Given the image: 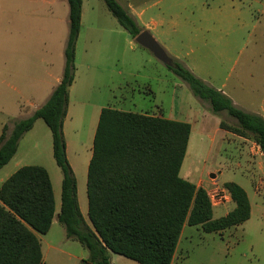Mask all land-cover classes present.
Here are the masks:
<instances>
[{"label": "rangeland", "instance_id": "rangeland-1", "mask_svg": "<svg viewBox=\"0 0 264 264\" xmlns=\"http://www.w3.org/2000/svg\"><path fill=\"white\" fill-rule=\"evenodd\" d=\"M131 1L136 10L153 9L175 23L176 33L170 37L173 44L155 38L171 57L177 55L196 76L221 87L239 106L264 113V0ZM64 2L62 10L57 0H0V127L5 122L7 132L23 116L18 110L21 95L17 87L28 82L30 89L25 95L37 100L34 91L39 81L62 70L68 34V5ZM123 2L127 6L128 2ZM92 3L86 5L75 60L77 82L70 94L72 106H77L78 86L87 87L97 74L99 89L90 91L88 86L86 101L112 107L114 94L116 99L127 95L131 111L158 113L160 107L166 116L194 125L180 175L194 169L195 181L211 193L226 180L241 184L250 197L252 188L259 193V204L257 208L253 205L251 217L226 232H205L185 224L173 264H264V157L259 146L250 134L240 136L221 128L219 122L232 127L237 122L225 111L212 112L209 101L195 96L187 82L136 43L103 0ZM148 58L155 64L146 63ZM157 75L162 80L155 89ZM200 128L205 130L203 134ZM71 138L67 158L76 177L79 207L87 219L86 179L93 136ZM51 139L49 128L39 119L20 138L14 157L0 170V183L19 166L40 164L56 185L62 173L52 156ZM218 169V180H211L220 173ZM221 213V208L214 209L215 215ZM39 239L42 264H89L88 251L67 238L57 220L47 233L39 234ZM111 264L139 263L112 253Z\"/></svg>", "mask_w": 264, "mask_h": 264}, {"label": "trees", "instance_id": "trees-1", "mask_svg": "<svg viewBox=\"0 0 264 264\" xmlns=\"http://www.w3.org/2000/svg\"><path fill=\"white\" fill-rule=\"evenodd\" d=\"M108 11L135 38L143 29L117 0H103ZM68 34L61 80L49 98L27 117L0 134V169L15 154L20 138L37 119L51 132L52 156L62 173L57 221L66 237L87 251L90 264H111L117 253L139 264H172L182 228L200 226L219 232L250 217L246 190L237 182L223 183L235 206L213 217L206 189L180 175L191 125L180 120L109 106L100 110L87 167V219L81 213L77 182L68 162L63 123L68 89L75 76V49L81 26L82 0H67ZM171 57V56H170ZM167 67L188 83L214 113L225 111L237 126L221 128L251 135L264 157V117L236 106L222 91L171 57ZM55 198L47 169L38 164L17 168L0 184V264H42L39 234L49 231Z\"/></svg>", "mask_w": 264, "mask_h": 264}, {"label": "crops", "instance_id": "crops-1", "mask_svg": "<svg viewBox=\"0 0 264 264\" xmlns=\"http://www.w3.org/2000/svg\"><path fill=\"white\" fill-rule=\"evenodd\" d=\"M92 1H94V0H82L81 26H80V31H79L78 38H77V41H76L75 60L77 59V56H78L79 41H80V37H81V34H82V28H83V25H84V20H85V17H86V5H87V3L93 4ZM117 1L124 7V9H126L135 18V20L137 21L138 25L143 30H148L154 36V38H156L158 41H160L162 43L169 44V45L174 43L173 40H171V38H170L176 33L175 23L173 21L169 20L168 18L163 17L159 13H155V10H153V9L146 10L145 8H140V9L138 8V10H136V8L134 6H132L133 4L130 3V0H125V1L128 2L127 6L124 4L123 0H117ZM132 1L133 2H138L139 0H132ZM57 2H58V5H59L60 9H62V10L65 9L64 0H57ZM67 5H68V3H67ZM68 12H69V8H68ZM95 30L96 29H91L90 32H94ZM89 34H91V33H89ZM175 57L178 58L177 55ZM147 62L150 63V64H155L154 61H152V59H150V58H148L146 60V63ZM86 65L88 66V64H86ZM63 66H64V60H63ZM152 66H154V65H152ZM156 68H158V67H156ZM62 71H63V67H62L61 72H58L54 76L52 75L49 78L42 79V80L39 81V83H38L39 87H38L37 91L36 90L34 91L35 92V96L37 97V100H35L32 97L31 94L30 95H25V91H29V89H30V84H29L28 87H26L28 82L26 83L25 81H23L25 83L23 85L20 84V87H17V90H19V94L21 95V96H19V98L17 100V105H18V110L23 115L22 118L27 117L34 109H36L37 107L42 105L49 98V96L52 93L54 87L61 80ZM161 72H162V74H164L163 71H161ZM157 73H158V71H157ZM29 80H31V78H29L28 81ZM160 80H162V76L159 77V75H157L154 78L155 89H156V85L158 86V84H157L158 81H160ZM203 80L206 81L205 79H203ZM2 81H3V79H2ZM90 81H91V83H90ZM90 81L88 82L87 87H84L83 85L82 86L80 85L76 89L77 90V101H75V102H76L77 106L75 108L72 106L73 104H71L70 94H71V91L74 90V85L77 82L76 73H75V76H74V81H73V83L70 85V87L68 89V106H67V112H66V116H65V119H64V123H63V132H64L65 141H66L67 153H68V147L71 144L72 135H75L77 140L81 139V137H83V135L87 136V134L88 135L90 134V136L94 137V133H95V130H96V126H97L100 110H101L102 107H105L102 104H100L99 102H95L94 100L93 101H89V102L86 101L85 92H86V89L88 90V86H90V91H95V90L99 89V83H98L99 77H98L97 74H95L93 76V78L90 79ZM215 88L220 90V91H222V93H224L228 97H230L232 99L233 103L236 106L246 110V108H243V107L239 106L237 104L236 100L233 98V96H231L230 94L225 92L221 87H216L215 86ZM149 93L153 94L154 90L152 88H149ZM113 99L114 100H112V101L115 102V104L112 106L113 108L131 111L129 108H130V105H131L132 102H131V100L128 99L127 95L126 96L125 95L121 96L119 99H116V96L114 94L113 95ZM109 107H111V106H109ZM160 109L161 108L159 107L158 108V113L146 112V111H133V112H137V113H141V114H147V115L161 116V117H164V118H167V119H172V120H178V119H175V118H171L170 116H166L168 114L165 115L164 113L160 112ZM72 110H74V111H72ZM161 111H162V109H161ZM246 111H248V110H246ZM248 112L257 113V114H260V115H262L264 117V113L261 114L259 111L249 110ZM9 117L13 118V117H17V116L10 115ZM38 120L39 119H37L35 121V123H37ZM180 121H184V120H180ZM185 122H188V121L185 120ZM4 123L5 122H3L1 124L0 134H1L2 129L4 127ZM35 123H34V125H35ZM188 123H190V122H188ZM190 125H191V132H190L188 144H189V141H190V138H191L192 134L194 133V125L191 124V123H190ZM219 126H220V122H219ZM72 129H73V134H72ZM200 130H201L202 134L205 131L203 128H200ZM187 150H188V145H187L185 157L187 156V153H188ZM14 155L12 156V158L14 157ZM185 157H184V159H185ZM11 159H10V161H11ZM89 160H90V158H89ZM183 162H184V160H183ZM16 164H17V162H16ZM5 165H7V164H5ZM38 165H40V164H38ZM182 165H183V163H182ZM19 167H21V166H19ZM180 171H181V168H180ZM218 171H219V169L216 172H218ZM212 172H215V171H210L209 173H212ZM219 172L220 173L217 176H215L213 178H210V179L211 180L212 179L218 180V176L221 174V171H219ZM12 173H10V174H12ZM189 176L191 177L192 180L186 178V177H189ZM182 177L194 182L197 186L203 187L204 189H206V191H209L207 189V187L202 185V183H199L198 181H195L196 176H195V173H194V169L189 171V173L184 174ZM50 179H51V177H50ZM61 181H62V176L61 177L58 176V178H56V185L53 186V182H52V179H51L53 193H54V198H55V208H56V212H55V216L53 218V221L57 220V213L59 212V208H60V202H61V198H60L61 197ZM226 181H232V180H226ZM226 181H223L222 183L220 182V185L223 188H224L223 183L226 182ZM224 189L227 192L226 193V201L224 203L218 204V205H215V204L212 203L213 217H215V218L227 214L235 206V203L231 199L228 190L226 188H224ZM247 194H248V192H247ZM258 196H259V193L257 194L254 191L253 188H252V197H250L249 194H248V197H249V200H250V205H251L250 217L253 214V205H255L256 208L258 207V204H259ZM215 208H221L222 213L220 215H215L214 214V209ZM53 221H52V223H53ZM236 226H238V225H236ZM236 226H231V227H236ZM231 227L226 228V229H224L222 231H219V232H221V233L222 232H226ZM182 230H183V228H182ZM181 233H182V231H181ZM179 239H180V237H179ZM174 256H175V253H174ZM172 264H173V261H172Z\"/></svg>", "mask_w": 264, "mask_h": 264}, {"label": "water", "instance_id": "water-1", "mask_svg": "<svg viewBox=\"0 0 264 264\" xmlns=\"http://www.w3.org/2000/svg\"><path fill=\"white\" fill-rule=\"evenodd\" d=\"M134 40L142 47L148 49L158 60L166 65H171L172 59L170 55L148 30H142L135 36Z\"/></svg>", "mask_w": 264, "mask_h": 264}, {"label": "built area", "instance_id": "built-area-1", "mask_svg": "<svg viewBox=\"0 0 264 264\" xmlns=\"http://www.w3.org/2000/svg\"><path fill=\"white\" fill-rule=\"evenodd\" d=\"M221 188V189H220ZM208 196L211 200V203L218 205V204H222L226 201V190L223 187H216L214 189V192L211 193V191H207Z\"/></svg>", "mask_w": 264, "mask_h": 264}]
</instances>
